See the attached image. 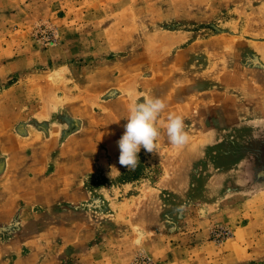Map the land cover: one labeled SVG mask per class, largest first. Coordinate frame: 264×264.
<instances>
[{
    "label": "rangeland",
    "instance_id": "1",
    "mask_svg": "<svg viewBox=\"0 0 264 264\" xmlns=\"http://www.w3.org/2000/svg\"><path fill=\"white\" fill-rule=\"evenodd\" d=\"M0 215V264H264V0H0Z\"/></svg>",
    "mask_w": 264,
    "mask_h": 264
},
{
    "label": "clouds",
    "instance_id": "2",
    "mask_svg": "<svg viewBox=\"0 0 264 264\" xmlns=\"http://www.w3.org/2000/svg\"><path fill=\"white\" fill-rule=\"evenodd\" d=\"M166 105L162 98L146 95L143 100H135L129 108L125 131L117 141L119 147V164L127 169H135L139 164L138 153L141 148L154 152L161 138L158 127ZM166 132L170 143L182 147L189 140L184 117L169 113Z\"/></svg>",
    "mask_w": 264,
    "mask_h": 264
},
{
    "label": "crops",
    "instance_id": "3",
    "mask_svg": "<svg viewBox=\"0 0 264 264\" xmlns=\"http://www.w3.org/2000/svg\"><path fill=\"white\" fill-rule=\"evenodd\" d=\"M0 216H1V215H0ZM11 244H13V243L10 241V242H5V243L1 244V246L6 245V246H10V247H12ZM1 246H0V247H1Z\"/></svg>",
    "mask_w": 264,
    "mask_h": 264
}]
</instances>
